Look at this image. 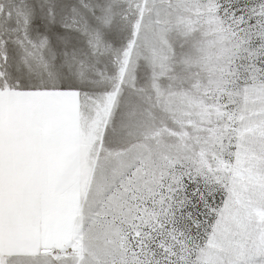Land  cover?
Here are the masks:
<instances>
[{"label": "snow or ice", "instance_id": "6c2138e0", "mask_svg": "<svg viewBox=\"0 0 264 264\" xmlns=\"http://www.w3.org/2000/svg\"><path fill=\"white\" fill-rule=\"evenodd\" d=\"M0 264H264V0H0Z\"/></svg>", "mask_w": 264, "mask_h": 264}]
</instances>
